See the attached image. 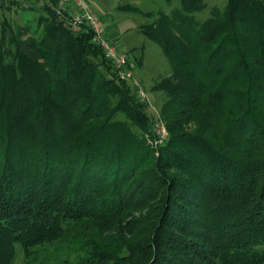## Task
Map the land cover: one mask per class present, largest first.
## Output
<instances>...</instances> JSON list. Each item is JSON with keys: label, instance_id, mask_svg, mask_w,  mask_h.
Listing matches in <instances>:
<instances>
[{"label": "trees", "instance_id": "16d2710c", "mask_svg": "<svg viewBox=\"0 0 264 264\" xmlns=\"http://www.w3.org/2000/svg\"><path fill=\"white\" fill-rule=\"evenodd\" d=\"M178 1L140 26L172 69L156 146L88 26L1 1L42 13L0 18V264H264V0Z\"/></svg>", "mask_w": 264, "mask_h": 264}, {"label": "rangeland", "instance_id": "374dc122", "mask_svg": "<svg viewBox=\"0 0 264 264\" xmlns=\"http://www.w3.org/2000/svg\"><path fill=\"white\" fill-rule=\"evenodd\" d=\"M89 10L100 15L101 20L107 28L108 39L120 50L127 53L128 58L133 61L131 73L137 80L138 87L144 92V99L148 105V111L155 117L156 123L165 122L160 116V109L165 99V94L154 85L163 77L168 76L172 69L164 55L162 48L154 40L148 38L140 26L150 23L155 16L147 15L145 12L162 11L170 14L179 7L178 0L167 2L166 0H79ZM227 0H206V5L193 13L198 21H202L210 15L213 6L223 8ZM131 5L136 9L120 8V5ZM42 11L39 8L22 9L12 6L10 10L0 11V18L6 17L17 25H28L35 27L38 15ZM140 60V62L138 61ZM130 85H132L130 83ZM133 86V85H132ZM137 88V87H136ZM138 88V89H139ZM138 95V91L136 89ZM139 96V95H138ZM141 99V98H140ZM157 118V120H156ZM167 130V129H166ZM168 132V131H167ZM152 146H155L153 144ZM24 256L21 247L15 246L14 255L9 264H24Z\"/></svg>", "mask_w": 264, "mask_h": 264}, {"label": "built area", "instance_id": "2783aa9c", "mask_svg": "<svg viewBox=\"0 0 264 264\" xmlns=\"http://www.w3.org/2000/svg\"><path fill=\"white\" fill-rule=\"evenodd\" d=\"M0 0V7H1ZM20 2H36L39 5L47 6L52 9L55 15H61L64 10L69 13L68 21L71 29L73 31H78L82 25L88 26V28L93 33V40L102 49L105 57L111 62L117 75L124 79L129 84L131 83L134 87H137L139 97L144 100L146 98L144 92L138 87L137 80L133 77L131 73V68L133 61H131L127 53L120 50L114 43L110 42L108 39L107 28L103 21L96 12L89 10L82 5L80 2L79 10H69L68 0H15ZM139 88V89H138ZM155 139L150 142L152 144L158 145L164 142L167 138L168 132L163 123H156L154 126Z\"/></svg>", "mask_w": 264, "mask_h": 264}, {"label": "crops", "instance_id": "0c3cea01", "mask_svg": "<svg viewBox=\"0 0 264 264\" xmlns=\"http://www.w3.org/2000/svg\"><path fill=\"white\" fill-rule=\"evenodd\" d=\"M68 9L71 11L80 9L79 0H68Z\"/></svg>", "mask_w": 264, "mask_h": 264}]
</instances>
